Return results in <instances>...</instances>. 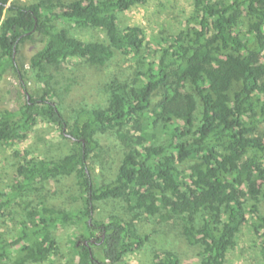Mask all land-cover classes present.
I'll use <instances>...</instances> for the list:
<instances>
[{
	"label": "trees",
	"instance_id": "trees-1",
	"mask_svg": "<svg viewBox=\"0 0 264 264\" xmlns=\"http://www.w3.org/2000/svg\"><path fill=\"white\" fill-rule=\"evenodd\" d=\"M147 2L0 0V82L21 74L16 53L28 40L36 42L30 61L37 67L71 58L103 65L118 52L133 60L123 78L105 84L106 106H82L72 122L50 75H40V97L27 94L19 107L0 111V144L26 138L42 121L70 126L63 135L74 138L58 158L26 151L0 187V220L23 208L10 236L0 226L1 264H49L58 253L54 229L79 224L68 264H122L149 240L137 223L151 217L170 222L174 241L195 247L201 264H225L248 224L264 260V0H192L185 27L146 52L145 29L121 27L119 15ZM67 24L101 29L106 39L80 38ZM109 135L124 157L116 177L97 187L89 162ZM69 176L77 208L58 190L45 191L46 180ZM111 199L124 201L128 216L94 218L97 203ZM148 264H181V257L176 248L159 249Z\"/></svg>",
	"mask_w": 264,
	"mask_h": 264
},
{
	"label": "rangeland",
	"instance_id": "rangeland-1",
	"mask_svg": "<svg viewBox=\"0 0 264 264\" xmlns=\"http://www.w3.org/2000/svg\"><path fill=\"white\" fill-rule=\"evenodd\" d=\"M37 0H17L22 4H29ZM192 0H148L145 4H138L130 10L120 13V26L139 24L147 33L146 52L153 51L157 40L163 35L179 32L185 27V20L190 15ZM69 26L73 35L86 40L106 39L101 29L78 28ZM36 42H24L16 53L20 73L9 72L0 82V111L6 108H16L22 105L27 93L29 99L40 97L45 87V80L40 75H50L49 86L57 94L63 113L69 121L80 107H104L107 104L108 94L105 84L113 79L123 78L124 73L130 70L133 60L121 53L103 65H93L84 58H71L60 65L45 64L41 67L31 64V55ZM149 49V50H148ZM1 51V50H0ZM145 52V53H146ZM23 83V85H22ZM70 126L64 130L57 125L42 121L37 124L31 133L24 139L11 144H0V187L5 186L16 172V167L23 160L26 151L31 156L58 158L69 153L74 138L64 136L70 133ZM16 151L22 155H16ZM123 144L114 135L104 139L99 157L89 162L94 183L97 187L113 180L124 157ZM45 191L58 190L67 201L69 208H77L81 204L78 197L76 179L74 176L58 179H48L44 182ZM73 196L76 198L72 199ZM72 197V198H71ZM11 213L0 220V226L10 236L14 232L17 221L23 214V208L13 206ZM126 216V204L122 200H107L97 203V210L93 217L98 220H107L111 215ZM128 216V215H127ZM139 233L150 235L145 246L136 252L124 257L122 264H148L154 251L165 248L177 250L181 257V264H201L195 247L186 243H176L174 235L176 228L168 221L158 218H144L137 223ZM78 226H66L54 229L58 241L57 254L53 255L49 264H68L74 248L73 233ZM100 234V232H98ZM1 264V263H0ZM225 264H264L260 254V241L246 224L237 239L236 246L228 253Z\"/></svg>",
	"mask_w": 264,
	"mask_h": 264
},
{
	"label": "flooded vegetation",
	"instance_id": "flooded-vegetation-1",
	"mask_svg": "<svg viewBox=\"0 0 264 264\" xmlns=\"http://www.w3.org/2000/svg\"><path fill=\"white\" fill-rule=\"evenodd\" d=\"M28 94V93H27ZM28 98H29V95H28ZM99 235V234H98ZM95 239H92V241H94ZM81 242L79 241V242H77V244H80Z\"/></svg>",
	"mask_w": 264,
	"mask_h": 264
},
{
	"label": "water",
	"instance_id": "water-1",
	"mask_svg": "<svg viewBox=\"0 0 264 264\" xmlns=\"http://www.w3.org/2000/svg\"><path fill=\"white\" fill-rule=\"evenodd\" d=\"M87 242V241H86Z\"/></svg>",
	"mask_w": 264,
	"mask_h": 264
}]
</instances>
